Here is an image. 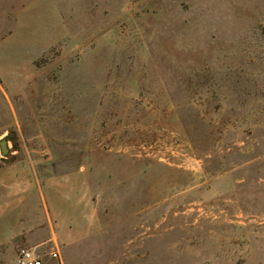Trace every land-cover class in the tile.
Returning a JSON list of instances; mask_svg holds the SVG:
<instances>
[{"label":"rangeland","instance_id":"obj_1","mask_svg":"<svg viewBox=\"0 0 264 264\" xmlns=\"http://www.w3.org/2000/svg\"><path fill=\"white\" fill-rule=\"evenodd\" d=\"M47 1L0 0V264H264V0Z\"/></svg>","mask_w":264,"mask_h":264},{"label":"built area","instance_id":"obj_2","mask_svg":"<svg viewBox=\"0 0 264 264\" xmlns=\"http://www.w3.org/2000/svg\"><path fill=\"white\" fill-rule=\"evenodd\" d=\"M49 255L53 258L58 257V250L53 248L49 251ZM15 264H43L42 257L30 247H19L16 251Z\"/></svg>","mask_w":264,"mask_h":264},{"label":"water","instance_id":"obj_3","mask_svg":"<svg viewBox=\"0 0 264 264\" xmlns=\"http://www.w3.org/2000/svg\"><path fill=\"white\" fill-rule=\"evenodd\" d=\"M0 150L3 154L8 152L7 141L5 139L0 140Z\"/></svg>","mask_w":264,"mask_h":264},{"label":"crops","instance_id":"obj_4","mask_svg":"<svg viewBox=\"0 0 264 264\" xmlns=\"http://www.w3.org/2000/svg\"><path fill=\"white\" fill-rule=\"evenodd\" d=\"M46 2L48 3V1L46 0ZM48 8V7H47ZM47 14H48V12H47Z\"/></svg>","mask_w":264,"mask_h":264}]
</instances>
